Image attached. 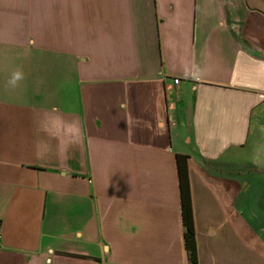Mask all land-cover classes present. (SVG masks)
Returning <instances> with one entry per match:
<instances>
[{
  "label": "crops",
  "instance_id": "0c3cea01",
  "mask_svg": "<svg viewBox=\"0 0 264 264\" xmlns=\"http://www.w3.org/2000/svg\"><path fill=\"white\" fill-rule=\"evenodd\" d=\"M177 156L198 264H264V0H0V264H188Z\"/></svg>",
  "mask_w": 264,
  "mask_h": 264
},
{
  "label": "trees",
  "instance_id": "16d2710c",
  "mask_svg": "<svg viewBox=\"0 0 264 264\" xmlns=\"http://www.w3.org/2000/svg\"><path fill=\"white\" fill-rule=\"evenodd\" d=\"M184 159L185 157L183 156H177V173L179 180L181 216L184 227V243L188 264H198L187 170L182 163Z\"/></svg>",
  "mask_w": 264,
  "mask_h": 264
},
{
  "label": "clouds",
  "instance_id": "9594fccd",
  "mask_svg": "<svg viewBox=\"0 0 264 264\" xmlns=\"http://www.w3.org/2000/svg\"><path fill=\"white\" fill-rule=\"evenodd\" d=\"M24 78L22 71H15L12 73L10 79L7 81V85L15 88L18 82Z\"/></svg>",
  "mask_w": 264,
  "mask_h": 264
},
{
  "label": "built area",
  "instance_id": "2783aa9c",
  "mask_svg": "<svg viewBox=\"0 0 264 264\" xmlns=\"http://www.w3.org/2000/svg\"><path fill=\"white\" fill-rule=\"evenodd\" d=\"M179 83L178 79H174V84L177 85ZM0 239H1V226H0Z\"/></svg>",
  "mask_w": 264,
  "mask_h": 264
}]
</instances>
